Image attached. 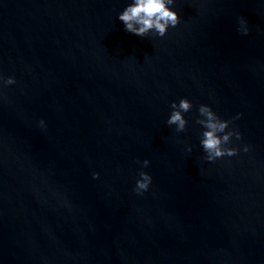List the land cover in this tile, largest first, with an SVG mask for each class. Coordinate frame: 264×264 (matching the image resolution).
I'll return each instance as SVG.
<instances>
[{"label":"water","instance_id":"obj_1","mask_svg":"<svg viewBox=\"0 0 264 264\" xmlns=\"http://www.w3.org/2000/svg\"><path fill=\"white\" fill-rule=\"evenodd\" d=\"M131 2L0 0V264H264V0H174L164 37ZM201 104L237 155L205 159Z\"/></svg>","mask_w":264,"mask_h":264},{"label":"clouds","instance_id":"obj_2","mask_svg":"<svg viewBox=\"0 0 264 264\" xmlns=\"http://www.w3.org/2000/svg\"><path fill=\"white\" fill-rule=\"evenodd\" d=\"M174 0H132V2L118 14V18L124 23L125 30L140 37H146L148 34L154 33L160 37H164L170 27H176L180 23V17L171 9ZM241 33L246 35L248 29L245 27L246 21L240 18ZM3 85H11L15 83L13 77L6 80L0 77ZM172 111L167 120L168 126L175 125L177 133L186 131L188 120L185 119L184 113L192 110L193 104L187 98H182L179 103L173 102L170 105ZM198 118L195 123L200 125L204 131L201 134L200 144L204 151L205 159L208 162H214L225 156H235L238 154L237 148L227 147L232 142V138L241 139L240 132L231 127L232 122L221 119L209 105L201 104L198 107ZM239 116L235 117L238 119ZM43 124V121H41ZM245 152L248 147L243 148ZM187 151L191 152V146H187ZM141 166L139 171V179L136 181L134 192L142 195L147 191L152 183V177L143 169L147 168L150 161H137ZM98 173H94V178L98 177Z\"/></svg>","mask_w":264,"mask_h":264}]
</instances>
